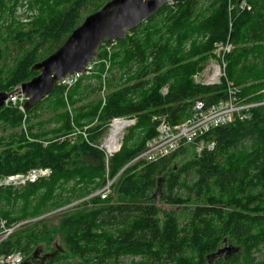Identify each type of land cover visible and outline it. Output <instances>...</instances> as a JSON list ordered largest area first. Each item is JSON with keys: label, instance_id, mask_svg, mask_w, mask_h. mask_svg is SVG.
<instances>
[{"label": "trees", "instance_id": "obj_1", "mask_svg": "<svg viewBox=\"0 0 264 264\" xmlns=\"http://www.w3.org/2000/svg\"><path fill=\"white\" fill-rule=\"evenodd\" d=\"M21 1L0 0V93L10 94L36 77L33 66L110 0H25L28 5L16 9ZM178 1L118 41L112 65L122 82L113 85L116 76L107 78L104 106L100 97L88 101L103 81L96 83L99 90L81 81L68 98L73 116L59 88L25 113L0 109V179L34 168L52 170L34 184L0 188L3 217L10 222L39 218L14 234L2 252L22 250L27 258L46 243L51 253L45 264H212L213 259L215 264H264V256L257 257L264 251L263 108L251 121L206 135L217 143L213 152L197 155L183 146L157 162L134 161L157 135L155 116L167 114L179 124L191 115L195 99L213 103L226 97L224 83L204 87L192 79L218 42L230 37L235 46L226 56V74L240 97L264 100V93L258 94L264 90V0H249L252 10L233 11L231 20L230 0ZM93 77L101 80L100 74ZM44 115L54 127L46 128ZM125 116L137 123L111 158L109 172L99 149L83 139L75 145L61 140L75 126L98 118L90 130L94 139L113 118ZM26 135L48 144L30 142ZM189 153V161L175 164ZM108 175L117 179L107 199L79 203L58 215L56 226L42 218L102 188ZM71 181L76 183L68 189ZM56 233L63 237L64 252L51 246ZM224 245L240 251L212 257Z\"/></svg>", "mask_w": 264, "mask_h": 264}, {"label": "built area", "instance_id": "obj_2", "mask_svg": "<svg viewBox=\"0 0 264 264\" xmlns=\"http://www.w3.org/2000/svg\"><path fill=\"white\" fill-rule=\"evenodd\" d=\"M178 2V0H170L166 6L170 9H174ZM229 9L231 13L236 10L251 11L252 6L249 0H230ZM117 42L118 41L115 40L110 44L115 45ZM103 45H105V43ZM234 48L235 46L230 39L227 42L217 44L215 52L217 56L216 60L210 63L203 73H198L194 77L195 82L204 87H217L224 83L226 86V97L213 103H208L201 98L196 99L193 103L191 115L182 123L173 125L169 121V117L168 119H162L157 127V135L147 142L145 150L134 161H144L146 163L157 162L170 157L183 146L193 147L197 155H201L205 151L213 152L216 150L217 143L215 140H206V135L216 129L232 125L236 122L251 121L256 109H264V100L247 101L241 98L239 90L234 83L227 79L226 56L230 54ZM99 61L98 58H95L88 64L83 73H77L63 78L58 86L66 91L65 95H67L70 89L79 84L82 78L91 75ZM107 78L108 74L103 80L105 87ZM19 88L18 86L14 92L10 94L5 106L17 108L19 111L25 113V104L28 99L25 95L18 92ZM263 93L264 90L258 94L261 95ZM126 122L128 125L122 127V124ZM130 125H132V121L122 118H114L109 124L108 138L101 148L107 152L105 163L108 172L110 166L109 157H112L120 151L124 138V131ZM23 129H26L25 125H23ZM64 139L66 138L63 137L61 140ZM47 144L48 142H45V145ZM49 176H51V172L48 169H33L27 173L15 174L0 179V188H21L27 184H34L41 179H48ZM113 183L114 180L108 181L105 187L94 193L92 197L97 196L103 200L107 199L112 194ZM68 208L69 207L62 208L57 212H53L51 215H58L62 210H68ZM35 221H37V219L9 223L8 220L0 216V264L24 263L25 254L22 250L2 252L1 248L14 236V234Z\"/></svg>", "mask_w": 264, "mask_h": 264}, {"label": "water", "instance_id": "obj_3", "mask_svg": "<svg viewBox=\"0 0 264 264\" xmlns=\"http://www.w3.org/2000/svg\"><path fill=\"white\" fill-rule=\"evenodd\" d=\"M168 1L111 0L99 11L88 15L57 51L33 66L32 72L38 75L19 86L18 92L28 99L26 111L54 93L63 78L83 73L93 59L100 57V48L105 42L127 39L128 33L153 18ZM9 97L8 93H0V109ZM239 251V248L227 245L212 257H220L224 252L232 257ZM33 257L30 256L25 262ZM46 260L44 258L42 264Z\"/></svg>", "mask_w": 264, "mask_h": 264}, {"label": "rangeland", "instance_id": "obj_4", "mask_svg": "<svg viewBox=\"0 0 264 264\" xmlns=\"http://www.w3.org/2000/svg\"><path fill=\"white\" fill-rule=\"evenodd\" d=\"M111 1V0H110ZM207 1H210V0H206L205 2H207ZM107 4V3H106ZM14 5V3H12L11 4V6H13ZM26 5H28L27 3H26V1L25 0H22L17 6H16V9L17 8H21V7H24V6H26ZM229 7H230V2H229ZM15 9V10H16ZM229 13H230V20H231V18H232V15H231V12H230V9H229ZM21 21L22 22H26L25 20H24V18H21ZM231 24L232 23H230V29H232V26H231ZM230 38V37H229ZM229 38H228V40H229ZM207 39V38H206ZM201 40H204V38L202 37L201 38ZM219 43H223V42H218V43H216L215 45H214V49H213V51H212V54H211V56L209 57V59L205 62V63H203V65H202V68H200L199 70H197L194 74H193V76H192V79H193V81H194V83L196 84V85H200V84H197L196 82H195V79H194V77H195V75H197L198 73H203L204 71H205V69L209 66V64L210 63H212V62H214L215 60H216V58H217V56H216V54H215V52H216V45L217 44H219ZM118 48H119V43L117 42L115 45H112V44H110V43H108V42H105V45H103V46H101V48H100V57L98 58L100 61L99 62H97V64H96V66H95V69H94V72L91 74V75H89V76H86V77H84V78H82L81 79V81H83L82 83L84 84V85H92V89L94 90V89H100V86L99 85H97L96 83H98V81H103L104 80V78L107 76V74H108V77H110L111 78V75H112V79L115 77V81H114V84L113 85H117V84H121V82H119V79H120V76H121V72L119 71V69L118 68H114L113 67V58H114V53L118 50ZM186 49H190V42H187V44H186ZM95 74H100L101 75V80H96V79H94V75ZM80 81V82H81ZM125 81V78L123 79V82ZM79 82V83H80ZM103 84V83H102ZM78 85V84H77ZM122 86V85H121ZM201 86V85H200ZM57 88H59L60 89V91H61V93H62V95H63V98H64V100L66 101V103H67V107H68V111L70 112V114H71V116H73V114H72V111H73V108L69 105V101H68V98H69V94H70V92H71V90L74 88H72V89H70L68 92H67V95H65L66 94V91L63 89V88H61L60 86H58ZM98 90H97V92H98ZM14 91H12L11 93H13ZM168 92H169V86L167 85V86H165L164 88H162V90H161V94L162 95H167L168 94ZM10 93V94H11ZM108 93H110V89L108 90V92H107V88L104 86L101 90H100V92H98V93H96V94H94L93 96H92V98L91 99H89L88 101H90V100H96V99H99V97H100V101H102V104H103V106L105 105V103H106V98H107V96H108ZM196 100V99H195ZM165 116V117H164ZM48 118H49V116L48 115H44L43 116V118H42V120L43 121H45L44 122V124H45V126H46V128H52V127H54L52 124L50 125L49 124V122H48ZM116 118H122V119H127V120H130V121H132V125H130L127 129H125V131H124V138L126 137V135L128 134V132H129V130L132 128V127H134L135 125H136V123H137V118L136 117H127V116H125V117H116ZM164 118H167L168 119V115L166 114V115H157V116H155L154 118H153V121H155L156 123H157V126L159 125V123H160V121L162 120V119H164ZM114 119V118H113ZM112 122V120L105 126V129H104V131L103 132H101L100 134H98L97 136H95V138L94 139H90V136H91V132H90V130L98 123V118H96L95 120H94V122L92 123V124H89V125H86V126H84L83 128H78V127H74V129H73V132H71V134H69V135H67V137H64V138H66L71 144H76L80 139H83L86 143H88L90 146H92V147H94V148H97V149H99L101 152H103V154L105 155V159H106V156H107V152H105V150L104 149H101L102 148V146L105 144V141H106V139L108 138V132H109V124ZM27 127H28V125H27ZM26 137H27V139L30 141V142H39V143H44L45 144V140L43 139H38V138H35V137H31L30 135H26ZM124 138H123V141H122V147H123V144H124ZM122 147H121V149H122ZM121 149H120V151H121ZM119 151V152H120ZM119 152H117L116 154H118ZM115 155V154H114ZM113 155V156H114ZM112 156V157H113ZM111 156L109 157V160H111V158H112ZM192 157H191V153H189V154H187V155H181V156H179L177 159H176V161H175V164L177 165V166H181V165H183L184 163H186L187 161H189L190 159H191ZM110 164V163H109ZM42 169H48V170H50V172H51V176H52V170L50 169V168H34V170H42ZM33 170V169H32ZM110 171V170H109ZM22 174V173H21ZM50 177V176H49ZM107 178V182L108 181H113L114 180V183H115V181H116V179H117V177H115L114 179H111L110 177H109V175L106 177ZM75 183H76V181H71L69 184H68V189H71L74 185H75ZM114 183H113V185H114ZM107 184V183H106ZM113 185H112V192H113ZM105 187V185L102 187V188H99V189H97L96 191H94V192H92L89 196H87V197H85V199H81V200H75L74 199V201H72L71 202V204H68L67 206H65V207H69L68 209H70V208H73V207H75V206H77L79 203H81V202H83V201H89V200H91L92 198H94V197H92V195L94 194V193H96L97 191H99V190H101V189H103ZM12 190H16V189H12ZM103 200V199H102ZM77 203V204H76ZM74 204H76V205H74ZM66 205V204H65ZM74 205V206H73ZM65 207H60V209L58 208V209H55L54 211H52V213L53 212H57V211H59V210H61L62 208H65ZM67 210H62V212H60V214L58 213V215H62L63 213H65ZM51 212L50 213H48V214H45V215H43L44 217H42V218H45V217H49V218H51L48 222H49V224H51V225H57L58 224V218H57V216L58 215H51L52 214ZM0 216L1 217H3L1 214H0ZM3 218H5V217H3ZM6 220H8L7 218H5ZM30 220H36V219H28V220H22V221H19V222H24V221H30ZM37 220H39V218L37 219ZM8 222L9 223H17V222H10L9 220H8ZM54 242L51 244V246L52 247H54V248H56V250L57 251H61V252H64L65 251V244H64V242H63V237H62V235L60 234V233H56L55 234V236H54ZM40 247H42V250L39 252L44 258H46L47 260H48V258H49V254L51 253H49V249L46 247V243H42L41 244V246ZM225 247H227V245L226 246H224L223 248H225ZM222 248V249H223ZM47 252V253H46ZM223 255H229V253L228 252H224L223 253ZM263 256H264V251H262L261 252V254H258L257 255V257L258 258H263ZM46 260V261H47ZM213 260H215V259H213ZM261 260H263V259H261ZM46 261L43 263V264H45L46 263ZM131 261V259H128L126 262L127 263H129ZM212 264H215V261H213L212 262Z\"/></svg>", "mask_w": 264, "mask_h": 264}, {"label": "flooded vegetation", "instance_id": "obj_5", "mask_svg": "<svg viewBox=\"0 0 264 264\" xmlns=\"http://www.w3.org/2000/svg\"><path fill=\"white\" fill-rule=\"evenodd\" d=\"M224 246H226V245H224ZM35 253L33 255H31L32 257L33 256L34 257L32 259H30V261L25 262L29 257L25 258L24 263H26V264H42L44 257L40 253L38 255Z\"/></svg>", "mask_w": 264, "mask_h": 264}, {"label": "bare ground", "instance_id": "obj_6", "mask_svg": "<svg viewBox=\"0 0 264 264\" xmlns=\"http://www.w3.org/2000/svg\"><path fill=\"white\" fill-rule=\"evenodd\" d=\"M216 48V47H215ZM165 117V116H164ZM128 125V123L126 122V123H123L122 124V127H124V126H127Z\"/></svg>", "mask_w": 264, "mask_h": 264}]
</instances>
